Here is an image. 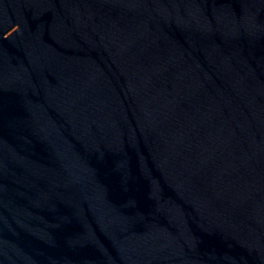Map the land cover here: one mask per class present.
<instances>
[{
	"label": "water",
	"instance_id": "95a60500",
	"mask_svg": "<svg viewBox=\"0 0 264 264\" xmlns=\"http://www.w3.org/2000/svg\"><path fill=\"white\" fill-rule=\"evenodd\" d=\"M0 264H264V0H0Z\"/></svg>",
	"mask_w": 264,
	"mask_h": 264
}]
</instances>
